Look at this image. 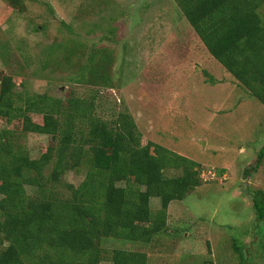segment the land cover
Masks as SVG:
<instances>
[{
    "label": "rangeland",
    "instance_id": "374dc122",
    "mask_svg": "<svg viewBox=\"0 0 264 264\" xmlns=\"http://www.w3.org/2000/svg\"><path fill=\"white\" fill-rule=\"evenodd\" d=\"M106 54L108 84L86 81ZM1 74L17 92L60 100L61 120L72 119L78 139L91 116L127 112L143 144L200 163L201 185L170 203L164 230L150 242L107 238L108 250L145 252L148 264H264V220L254 207L255 193L264 195V104L208 51L176 0H0ZM27 116L44 121L42 113ZM22 125L0 117L15 149L39 158L58 144ZM89 168L66 172L55 193L69 196ZM150 204L153 212L161 206L157 197Z\"/></svg>",
    "mask_w": 264,
    "mask_h": 264
},
{
    "label": "trees",
    "instance_id": "16d2710c",
    "mask_svg": "<svg viewBox=\"0 0 264 264\" xmlns=\"http://www.w3.org/2000/svg\"><path fill=\"white\" fill-rule=\"evenodd\" d=\"M176 2L208 51L264 104V0ZM109 62L106 54L91 64L86 81L108 84ZM14 88L13 77L1 74L0 117L23 118V132L59 141L44 157L33 158L13 147L10 130L0 131V264H101L105 257L114 264H148L145 252L108 250L103 242L110 237L150 242L166 227L170 203L201 185L200 163L158 143L143 144L127 112L113 120L91 116L78 139L72 119L61 120L60 100ZM29 112L42 113L43 123ZM263 156L264 146L259 160ZM84 162L90 168L81 184L71 185L69 196L55 193L63 175ZM174 168L182 174H165ZM260 193L254 207L257 219L264 220ZM154 197L161 202L156 212L150 204Z\"/></svg>",
    "mask_w": 264,
    "mask_h": 264
}]
</instances>
